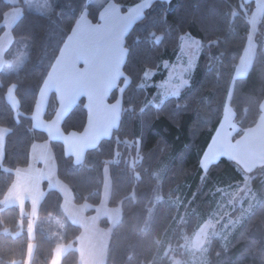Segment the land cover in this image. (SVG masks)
Wrapping results in <instances>:
<instances>
[{
    "label": "trees",
    "instance_id": "trees-1",
    "mask_svg": "<svg viewBox=\"0 0 264 264\" xmlns=\"http://www.w3.org/2000/svg\"><path fill=\"white\" fill-rule=\"evenodd\" d=\"M49 1L51 11L42 13L32 9L28 0H0V37L5 31L2 23L6 12L14 7L23 10L12 28L14 43L7 54L22 43L27 50L17 70L0 71V126L8 130L0 163V200L14 181V170L29 165L32 145L49 141L57 176L69 186L76 204L88 202L95 207L100 203L103 172L109 167V205L121 206L122 215L111 232L105 264H172L170 255H164V242L175 247L174 256L185 259L183 237L197 227V210L209 206L207 185L241 182L247 173L233 160L221 157L201 178L200 164L222 118L231 86L230 105L238 125L234 138L258 123L264 101V14L250 68L246 75L234 79L248 40L252 3L153 0L125 36V77L118 85L127 82L121 93L118 125L110 136L86 150L81 163H76L66 154L62 141L51 140L46 132L34 128L33 114L39 91L80 16L86 12L93 23H98L104 3ZM107 1L126 13L141 0ZM186 34L201 43L191 83L177 97L158 105L149 103L153 90L142 86L145 72L158 69L163 61H172ZM12 88L17 108L7 98ZM118 98L119 90L114 87L108 102ZM57 107L56 95L51 93L45 121L54 118ZM87 119L86 99L81 97L62 120L61 129L65 134L81 133ZM248 174H253L251 183L260 200L228 243L219 237L211 240L208 264H264V167ZM43 188L30 264H51L57 244L52 236L55 233L72 246L61 264H79L76 247L81 228L64 215L60 192L49 189L47 182ZM179 195L184 197L181 207L172 201ZM25 208L30 211L29 203ZM94 212L92 208L87 214ZM28 223V215H22L17 206L0 207V264H25L32 242ZM101 225L107 227L108 223L102 221Z\"/></svg>",
    "mask_w": 264,
    "mask_h": 264
},
{
    "label": "rangeland",
    "instance_id": "rangeland-1",
    "mask_svg": "<svg viewBox=\"0 0 264 264\" xmlns=\"http://www.w3.org/2000/svg\"><path fill=\"white\" fill-rule=\"evenodd\" d=\"M11 1L16 3V0ZM152 1L141 0L139 3L129 6L126 13H122L121 9H119L120 7H117L114 15V13H110L111 11L109 9L106 14V10L104 11L103 9L104 5L110 1L97 0L101 4L104 3L102 7L103 14L101 10V17L99 16L98 23H93L86 12L80 16L79 20L82 19L90 24L92 23L89 32L91 31L93 33L92 35H94L95 41L92 43L93 49L91 51L99 50L95 54L96 57L100 56L103 58L98 63L99 66L107 68L106 71L108 70L109 58L112 52L113 57L116 58L114 68L118 67L115 63L123 62L122 59L126 57L124 47L126 33L133 23L142 17L144 11ZM28 3L36 11L42 13H49L51 11V3L49 0H28ZM242 3L244 6L252 3L253 10L248 16L250 31L244 53L238 63L236 78L241 77L243 73V75H246L245 68L248 69L250 67V62L256 49V35L264 14V0H242ZM22 13V7H14L6 12L4 16L2 25L5 27V31L0 37V71L17 70L26 58L27 50L23 43L20 44V47L7 54L14 43L12 28L22 16ZM128 21H131V23ZM82 29L84 30V28ZM84 39L86 40L85 35L82 37V40ZM200 52V41L186 34L182 36L178 52L172 61H163L158 69L146 71L142 86L147 90H153V95L149 98V103L158 105L167 98L179 96L180 91L189 85L194 77ZM86 56H88L87 58L89 60L90 56L88 54ZM118 71H120V77L117 79L118 81L114 84V87H117L119 90V98L115 102L109 103L108 100L103 99V82H100V86L96 84L94 86L96 87V91L92 95L91 101L88 100V96H85L86 104L89 101L88 105L90 107V120L87 127H85L86 129L81 133L73 132L68 135L61 129L62 119L59 118L58 121L55 120L51 123L45 121L48 124L47 130L49 131L50 137L54 139V135L60 132L66 144H70V141L75 139H81V141L87 144L91 142L92 138H98L100 140L103 137L110 136L113 129L111 126L114 121L113 116L117 114V117H119L121 93L127 82L125 81L123 85H118L120 78L125 77L122 69H118ZM111 73L113 76L114 72ZM111 73L108 77H105L107 81L112 77ZM232 88L233 86H231L226 99H231ZM11 92L13 93V88ZM12 93L9 96L7 95V98L17 108V100L15 95L13 97ZM36 112L34 122L35 125H38L43 120L44 114L40 109V104L39 107L37 106ZM7 132V128L0 126V163L4 155V143ZM101 132L103 134L100 136ZM32 146L33 151L30 153L29 165L14 170V181L4 198L0 200V207L17 206L22 215H28L29 223L26 229L32 241L40 220L39 206L45 194L43 184L47 182L49 189L58 190L62 195L61 208L64 215L71 223L81 228V232L77 237L78 245L76 247V250L79 252V264H105L111 232L120 222L122 215L121 206L112 207L109 205L111 192L109 167L105 166L104 168L100 203L95 207L88 202L76 204L69 186L57 176L56 160L50 142H36ZM203 169L201 178L206 177L207 169L206 167ZM252 178L253 174H248L247 172L241 182L223 183L216 181L207 185V200L209 206L207 208L205 206L200 207L197 210V227L192 234L183 237L182 254L186 255V258L182 259V257L174 256L175 247L165 242L163 243L165 247L164 255H170L172 264H208V252L211 240L219 237L224 243L229 242L235 231L242 225L246 217L252 212L260 200L258 191L252 186ZM172 201L181 207L184 197L179 195L172 199ZM28 203L30 205L29 212L25 208ZM92 208L95 209V212L88 215L87 212ZM102 221H106L108 226H102ZM52 236L55 237L57 244L51 264H61L63 256L72 249V246L60 240V233L52 234ZM34 247L35 244L32 241L29 245L25 264L31 263Z\"/></svg>",
    "mask_w": 264,
    "mask_h": 264
},
{
    "label": "crops",
    "instance_id": "crops-1",
    "mask_svg": "<svg viewBox=\"0 0 264 264\" xmlns=\"http://www.w3.org/2000/svg\"><path fill=\"white\" fill-rule=\"evenodd\" d=\"M117 7L120 6L110 1L106 5H104L103 9L104 11L106 10L105 11L106 14L109 9L111 11L110 13L111 14L114 13L115 15ZM102 14H103V10H102ZM134 17L136 18V16ZM128 22L131 23V21ZM91 24L82 19L78 20V22L76 23L74 27V31L71 33L68 40L64 44L62 50L60 51L59 56L57 57L55 63L53 64L47 78L45 79L39 91L36 107L33 114L34 128L39 130L42 129V131L48 134L51 140H61L64 143L66 154L73 156L76 163H81L84 160L85 151L87 149H91L95 147L100 140L98 138L95 139L92 138L91 142L86 144L84 141H81V139H75V140H71L70 144L69 143L66 144V142L63 141L62 139V134L57 131L56 132L58 134L56 133L54 135L55 137H53L54 139H52L49 135V131L47 130L48 124H46L44 120V114L47 108L50 94L55 93L58 102V107L54 118L51 121H48L47 123H51L55 120L58 121L59 118L63 120L64 117L71 110V108L77 103V101L82 96L83 97L88 96L89 97L88 100L91 101L92 95L96 91V87L94 86H96V84L100 86V82H103L102 85H104V88L102 89L104 90L102 97L103 99L108 100V95L110 94L111 89L114 88V84L117 83L118 81L117 79L120 77L119 76L120 71H118V69L120 70L122 69L125 60L124 58L122 59L123 62L115 63L118 65V67L115 66L116 68H114L113 66L116 58L113 57V52H112L109 58L108 70L106 71L107 68L99 66L98 63L103 58H101L100 56L96 57L95 54L99 50L91 51L93 49L92 43L95 41L94 35H92L93 33L91 31L89 32ZM82 28H84V30ZM83 35L86 36V40L85 39L82 40ZM86 54L90 56L89 60ZM251 63L252 60L250 62V65ZM237 67L234 73V79H236ZM249 68L248 69L245 68V74L248 72ZM111 72H114L113 76ZM110 73L112 77L110 78V80H108L109 81L108 82L107 78L105 77H108ZM11 91L12 89L9 92L12 93ZM12 95L14 97V92L12 93ZM88 103L89 101H87L86 104L88 111L87 125L90 120L89 117L90 107ZM39 104H40V109L44 112L43 120H41L38 125H35L34 122L35 112L37 111V106L39 107ZM12 106L15 108L13 104ZM17 106H18V102H17ZM120 111H119V117H120ZM119 117H117V114L113 116L114 121H113V125H111L113 129L118 125ZM235 118H236V114L234 109L230 105V100L226 99V103L224 106V111L220 123L216 131L214 132V135L201 159L200 165L202 170H204L203 168L205 167L206 169H208L211 164L217 162L221 157H227L235 161L244 171L248 173L258 168L264 167V101L262 102L261 105V115L258 120V123L255 126L247 129L238 138H234V134L238 130V125L236 123ZM44 125L46 126L44 127ZM102 134L103 132L100 133V136ZM32 151H33V146L31 148V152Z\"/></svg>",
    "mask_w": 264,
    "mask_h": 264
}]
</instances>
